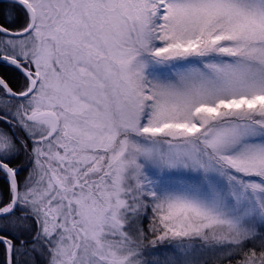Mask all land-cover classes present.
I'll return each mask as SVG.
<instances>
[{
	"label": "snow or ice",
	"instance_id": "6c2138e0",
	"mask_svg": "<svg viewBox=\"0 0 264 264\" xmlns=\"http://www.w3.org/2000/svg\"><path fill=\"white\" fill-rule=\"evenodd\" d=\"M0 264H264V0H0Z\"/></svg>",
	"mask_w": 264,
	"mask_h": 264
}]
</instances>
